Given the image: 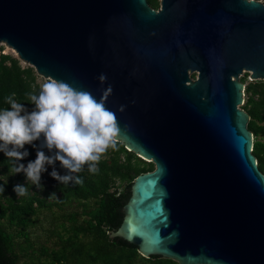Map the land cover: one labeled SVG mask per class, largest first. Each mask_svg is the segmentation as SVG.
<instances>
[{"label":"water","instance_id":"1","mask_svg":"<svg viewBox=\"0 0 264 264\" xmlns=\"http://www.w3.org/2000/svg\"><path fill=\"white\" fill-rule=\"evenodd\" d=\"M1 44L103 99L115 140L153 163L111 238L178 264H264V174L240 80L264 81V0H0Z\"/></svg>","mask_w":264,"mask_h":264},{"label":"trees","instance_id":"2","mask_svg":"<svg viewBox=\"0 0 264 264\" xmlns=\"http://www.w3.org/2000/svg\"><path fill=\"white\" fill-rule=\"evenodd\" d=\"M152 8L159 0H147ZM245 83L242 108L248 113V129L253 134L252 152L259 170L264 174V81ZM39 84L31 66L22 67L10 54L0 53V107H8L4 97L15 93V99L31 107L27 93L38 91ZM97 162V171L85 166L79 173V184H59L47 174H41V188L31 184L23 173L11 174V160L0 153V182L7 178L0 192V264H178L158 255L144 257L137 247L121 238L109 236L122 219L121 207L129 196L133 179L154 168L115 140ZM29 155L34 158L29 145ZM57 162V167H58ZM58 171L63 169L58 167ZM23 183L28 189L22 196L12 191V185ZM119 185L121 188L119 189ZM56 207L55 224L44 242L30 239V228L36 225L39 212Z\"/></svg>","mask_w":264,"mask_h":264},{"label":"clouds","instance_id":"3","mask_svg":"<svg viewBox=\"0 0 264 264\" xmlns=\"http://www.w3.org/2000/svg\"><path fill=\"white\" fill-rule=\"evenodd\" d=\"M27 96L31 107L15 99L14 92L4 97L8 107H0V153L11 160L10 175L23 173L32 185L41 188V174L46 171L59 184L81 183L76 173L85 166L95 173L101 154L115 148L119 132L103 99L54 78ZM25 145L34 149L33 159L24 161L29 155ZM57 162L63 172L58 171ZM6 183L7 178L0 182V192ZM27 190L23 183L12 185L17 196Z\"/></svg>","mask_w":264,"mask_h":264},{"label":"rangeland","instance_id":"4","mask_svg":"<svg viewBox=\"0 0 264 264\" xmlns=\"http://www.w3.org/2000/svg\"><path fill=\"white\" fill-rule=\"evenodd\" d=\"M0 53L10 54L11 56L16 57L19 60V63L22 67L30 66L26 62L20 60L18 58V56L13 51H10L9 49H7V46L5 44L0 45ZM34 72H35V70H34ZM35 74H36V81L39 85L41 83L45 82L46 80H48L47 78H44V77L38 75L36 72H35ZM243 74H245V73H243ZM194 76L195 75L192 74V77H194ZM246 78H247V81L250 80L249 73L246 76ZM120 188H121V185H119V189ZM58 211L59 210L56 207H52L51 209H43L39 212V214L37 216V220H36V225L34 227L30 228L29 233H30V239L31 240H33L34 242H44L48 239L47 236L49 234V231L51 230V228L55 224L57 225V223L55 222V216H57V214L59 213ZM17 264H24V260L19 261Z\"/></svg>","mask_w":264,"mask_h":264},{"label":"bare ground","instance_id":"5","mask_svg":"<svg viewBox=\"0 0 264 264\" xmlns=\"http://www.w3.org/2000/svg\"><path fill=\"white\" fill-rule=\"evenodd\" d=\"M7 49H9L10 51H13L10 47L7 46ZM14 52V51H13ZM15 53V52H14Z\"/></svg>","mask_w":264,"mask_h":264},{"label":"flooded vegetation","instance_id":"6","mask_svg":"<svg viewBox=\"0 0 264 264\" xmlns=\"http://www.w3.org/2000/svg\"><path fill=\"white\" fill-rule=\"evenodd\" d=\"M158 8V7H157Z\"/></svg>","mask_w":264,"mask_h":264}]
</instances>
